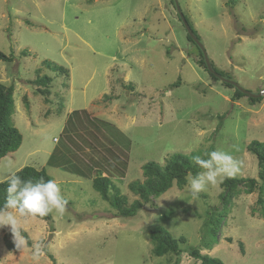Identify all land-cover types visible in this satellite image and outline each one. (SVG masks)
Wrapping results in <instances>:
<instances>
[{"label":"rangeland","instance_id":"374dc122","mask_svg":"<svg viewBox=\"0 0 264 264\" xmlns=\"http://www.w3.org/2000/svg\"><path fill=\"white\" fill-rule=\"evenodd\" d=\"M176 1L214 68L263 91L264 0ZM186 34L173 0H0V50L15 56L0 60V82L14 85L12 121L22 135L0 159V181L25 165L53 178L40 200L51 221L0 214V264H198L192 247L223 264H264L258 190L227 205L220 196L225 175L258 178L246 146L264 141V92L254 103L248 95L234 100L235 87L196 63L197 44ZM37 75L52 78L48 96L27 82ZM210 149L198 179L188 175L183 188L173 185L128 218L92 186L107 176L131 202L128 183L144 179L145 162L201 158ZM213 214L222 219L216 236ZM154 226L183 237L182 251L155 256ZM9 229L25 231L32 244L17 233L10 236L17 250H8Z\"/></svg>","mask_w":264,"mask_h":264},{"label":"trees","instance_id":"16d2710c","mask_svg":"<svg viewBox=\"0 0 264 264\" xmlns=\"http://www.w3.org/2000/svg\"><path fill=\"white\" fill-rule=\"evenodd\" d=\"M186 35L191 42L195 43L188 33ZM198 50L199 55L196 58V63L208 71L213 81H219L220 79L217 76L209 72L199 47ZM21 53L27 55L26 50L21 51ZM0 60L12 62L15 60V56L12 52L6 54L0 50ZM43 63L54 72L61 71L62 73H67L64 67L58 66L49 60H44ZM212 67L215 72L223 76L221 72L214 68L213 64ZM51 79L47 75H37L33 80L27 82L35 85L39 93L48 96L50 94L49 83ZM221 83L228 87H234L224 81H221ZM178 84L179 81H176V83L173 82L170 86L174 87ZM13 91V84L6 86L0 82V159L8 153L15 151L22 142V135L12 121V114L14 112ZM245 95L235 88L234 100ZM247 97L252 103L261 99V97ZM23 99L24 104L27 105V97L23 96ZM246 149L255 155L257 159L258 178L225 175L220 181V186L223 187L220 196L224 205H227L234 196L240 193L248 194L258 190L259 194L256 203L262 205L259 213L264 218V141L252 140L247 144ZM211 151L212 149L201 158H196L193 154L174 153L163 165L153 160L145 162L142 165L144 179L142 181L133 180L128 183L129 190L136 196L131 202H128L125 196L119 194L117 188L111 185V181L107 176L96 175L92 179V186L103 199L109 202L117 217L128 218L134 216L145 204L153 205L151 203L152 199L166 192L173 185H176L180 189L183 188L187 184L188 175L195 180L198 179L205 160ZM52 185L53 178L44 167L36 168L30 165L21 167L8 178L0 181V214L9 210H17L33 214L39 219L51 221L52 215L50 210L40 200L51 189ZM111 189H113L114 193L112 197L109 196ZM257 209L253 207L252 212L255 213ZM221 220L219 215L213 214L210 217L209 222L212 224L210 228L211 235H217ZM17 233L26 240L27 246L32 244L31 238L25 231L21 229H9L3 236L4 244L8 250H17L16 244L10 238V236ZM149 237L153 243L152 253L155 256L171 252L177 255L182 251L179 248V244L184 243V238L174 237L162 226L152 227L149 231ZM188 255L198 260V264H223L221 260L202 253L199 248H190ZM49 256L52 257L51 255Z\"/></svg>","mask_w":264,"mask_h":264},{"label":"water","instance_id":"95a60500","mask_svg":"<svg viewBox=\"0 0 264 264\" xmlns=\"http://www.w3.org/2000/svg\"><path fill=\"white\" fill-rule=\"evenodd\" d=\"M174 1V4H175V8H176V11H177V14L180 18V20L182 21L188 35L191 37V39L197 44V46L200 48L201 52H202V55H203V58H204V61H205V64H206V67L207 69L209 70L210 73L214 74L215 76H217L221 81H224V82H227L231 85H233L235 88H237L239 91H241L242 93L250 96L251 98H255V97H259L263 92L261 91L260 93L258 94H255V93H252L250 92L249 90L241 87L240 85H238L237 82H235L234 80H231V79H227L223 76H221L220 74H218L217 72L214 71L213 67H212V63L205 51V48L203 46V44L200 42L199 38L197 37V35L195 34V32L193 31V29L191 28V26L189 25L186 17L184 16V14L182 13L178 3L176 0H173Z\"/></svg>","mask_w":264,"mask_h":264}]
</instances>
